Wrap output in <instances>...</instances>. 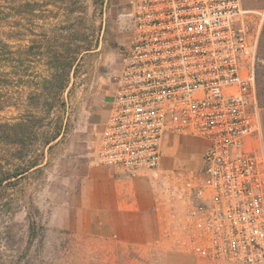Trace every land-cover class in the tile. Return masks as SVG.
Wrapping results in <instances>:
<instances>
[{
    "label": "built area",
    "instance_id": "2783aa9c",
    "mask_svg": "<svg viewBox=\"0 0 264 264\" xmlns=\"http://www.w3.org/2000/svg\"><path fill=\"white\" fill-rule=\"evenodd\" d=\"M129 6L133 36L96 138L97 161L150 180L159 204L184 205V246L192 254L264 264L260 27L246 15L253 10L242 0ZM170 136L207 142L200 170L163 166Z\"/></svg>",
    "mask_w": 264,
    "mask_h": 264
},
{
    "label": "rangeland",
    "instance_id": "374dc122",
    "mask_svg": "<svg viewBox=\"0 0 264 264\" xmlns=\"http://www.w3.org/2000/svg\"><path fill=\"white\" fill-rule=\"evenodd\" d=\"M7 2L12 15L0 22V30L14 57L9 79L0 81V96L11 98L0 120H25L28 130L23 146L0 141V170L32 167L0 185V264H169L154 244L126 245L69 228L80 163L97 161L96 138L131 44L129 0ZM242 2L254 11L247 12L249 20L260 27L256 76L262 106L264 15L258 12L264 14V0ZM261 112L264 132V106ZM174 138L166 140L168 166L200 170L198 139L183 137L176 144ZM32 221L35 240L29 236Z\"/></svg>",
    "mask_w": 264,
    "mask_h": 264
},
{
    "label": "crops",
    "instance_id": "0c3cea01",
    "mask_svg": "<svg viewBox=\"0 0 264 264\" xmlns=\"http://www.w3.org/2000/svg\"><path fill=\"white\" fill-rule=\"evenodd\" d=\"M182 139L173 140L178 144ZM198 142L204 152L207 142ZM168 145L164 143L163 166L171 168ZM256 145L254 141L252 146ZM80 171L69 228L100 238H115L126 245L154 244L168 257L169 264H235L189 252L184 246L188 230L186 207L179 204L172 209L165 202L159 204L162 195L150 180L90 159L80 163Z\"/></svg>",
    "mask_w": 264,
    "mask_h": 264
},
{
    "label": "trees",
    "instance_id": "16d2710c",
    "mask_svg": "<svg viewBox=\"0 0 264 264\" xmlns=\"http://www.w3.org/2000/svg\"><path fill=\"white\" fill-rule=\"evenodd\" d=\"M8 0H0V22L4 20H8L12 15V7L8 4ZM4 34L0 30V81H6L9 79L10 76V60L14 57L13 56V50L12 45L7 41L6 37H3ZM22 67L20 79L23 81L24 79V73H26V70L24 67V58L21 59V65ZM64 86V84L61 85V87ZM260 96V92L258 93ZM9 96H0V110L4 109L7 104L10 102ZM261 99V98H260ZM264 105H262L263 107ZM17 129L16 136H14L11 131L12 129ZM27 123L25 120H21L18 123H11V121H2L0 120V141L4 142L6 144H12V143H20L21 146L25 144V135H26ZM58 133H56L54 136H52L47 143H50V141L57 138ZM16 137V138H15ZM23 154V159H24ZM37 165V164H35ZM32 166H25L21 169L11 171L9 168L7 170H0V185H3L6 181L17 177L23 173H26ZM29 236L32 238V240H35V237L37 236V223L32 221L29 225Z\"/></svg>",
    "mask_w": 264,
    "mask_h": 264
}]
</instances>
